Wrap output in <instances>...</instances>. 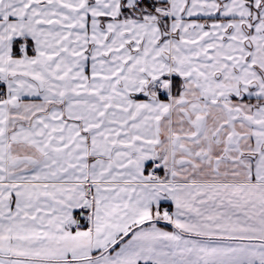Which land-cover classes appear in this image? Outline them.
Wrapping results in <instances>:
<instances>
[{"label": "snow or ice", "instance_id": "1", "mask_svg": "<svg viewBox=\"0 0 264 264\" xmlns=\"http://www.w3.org/2000/svg\"><path fill=\"white\" fill-rule=\"evenodd\" d=\"M0 264H264V0H0Z\"/></svg>", "mask_w": 264, "mask_h": 264}]
</instances>
